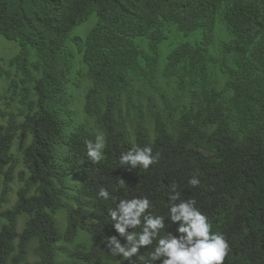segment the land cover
<instances>
[{
    "label": "trees",
    "instance_id": "1",
    "mask_svg": "<svg viewBox=\"0 0 264 264\" xmlns=\"http://www.w3.org/2000/svg\"><path fill=\"white\" fill-rule=\"evenodd\" d=\"M91 16L70 80L69 32ZM0 36L17 44L0 70V264H142L156 241L113 255L109 211L147 198L178 236L172 185L226 239L223 264H264V0H0ZM133 146L159 159L129 170Z\"/></svg>",
    "mask_w": 264,
    "mask_h": 264
},
{
    "label": "clouds",
    "instance_id": "2",
    "mask_svg": "<svg viewBox=\"0 0 264 264\" xmlns=\"http://www.w3.org/2000/svg\"><path fill=\"white\" fill-rule=\"evenodd\" d=\"M86 154L92 162L104 159L105 140L102 135L97 136L95 143L85 142ZM159 154L153 155L151 146H133L130 150L121 153L120 164L128 165L129 170L137 166L144 169L157 162ZM124 181L121 180V184ZM190 186L200 184L197 176L189 180ZM173 203L168 211L172 222H179L178 236L168 234L160 237L164 228V217L145 214L150 207L147 198L122 199L115 209H110L112 228L117 235L107 237L106 246L113 255H120L125 259L136 256L140 249L153 244L156 246L147 257L140 256L142 264H223L229 251V246L220 233L213 232L212 226L205 215L195 206L194 199L180 200V193L176 186H171ZM98 195L104 199L109 192L101 187ZM140 228V231L134 229ZM123 239V243H121Z\"/></svg>",
    "mask_w": 264,
    "mask_h": 264
},
{
    "label": "rangeland",
    "instance_id": "3",
    "mask_svg": "<svg viewBox=\"0 0 264 264\" xmlns=\"http://www.w3.org/2000/svg\"><path fill=\"white\" fill-rule=\"evenodd\" d=\"M95 16H91L88 19L84 20L83 22L77 24L72 28V30L69 32V41L67 43V47L72 51L73 53V67L72 70L69 72V78L71 80L72 73L76 70H80L83 68V64L81 62V51H82V41L86 34V32L92 27L94 22ZM195 39L194 35H178L171 41H188L191 42ZM168 47H166L164 44H161L159 49V57L160 61L164 59L165 53L167 51ZM17 51V44L12 41H8L0 36V70H4L5 68V62L7 58L12 56ZM84 80L78 81L77 86L69 85L68 86V96L66 103L70 105V107H74L76 105V110L79 107V104L82 106L83 98H84V92L87 89V85L85 87ZM84 87V90L82 91L81 88ZM3 89H4V83L0 79V107L4 106V100L2 98L3 95Z\"/></svg>",
    "mask_w": 264,
    "mask_h": 264
}]
</instances>
